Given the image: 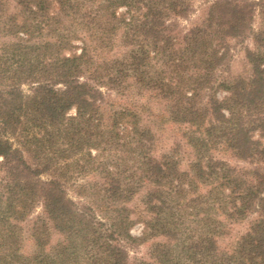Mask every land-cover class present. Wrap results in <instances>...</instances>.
I'll list each match as a JSON object with an SVG mask.
<instances>
[{"label": "trees", "instance_id": "obj_1", "mask_svg": "<svg viewBox=\"0 0 264 264\" xmlns=\"http://www.w3.org/2000/svg\"><path fill=\"white\" fill-rule=\"evenodd\" d=\"M0 39V264H264V0H0Z\"/></svg>", "mask_w": 264, "mask_h": 264}, {"label": "rangeland", "instance_id": "obj_2", "mask_svg": "<svg viewBox=\"0 0 264 264\" xmlns=\"http://www.w3.org/2000/svg\"><path fill=\"white\" fill-rule=\"evenodd\" d=\"M196 12L193 14L192 21H197L203 17L202 8H200L199 4L197 5ZM190 24V22H189ZM9 39H0V45L7 42ZM232 52H231V62H230V68L229 72L227 73V76L229 77H249L251 75V66L249 65L247 58H246V50L248 49H254L255 46L253 44V41L251 39H248L244 42L241 41H233L231 43ZM155 104V103H153ZM155 108L157 110L161 109L160 104H155ZM147 126H151L154 132L157 135V149L155 152V155L157 157H160L170 151L172 146H174L175 142L180 141V138L177 136L176 129L177 126H168L164 122H161L160 119H150L144 122ZM182 156H183V164L182 168L186 169L187 165L189 163V160L191 159V154L187 149H183ZM241 167H247L252 168V165L247 163H241ZM142 195L137 197L135 201L133 202V208L136 209V213L134 215V219L137 220V223L134 225L132 233L136 236H139L142 234V231L144 229V224L142 222L144 218L143 209L144 204L141 201ZM38 216H43V210L42 208H38L35 212V214L26 222L23 224L24 228V237H25V243L23 247V252L27 255H31L35 252L36 246L33 242V239L31 238V228L33 221L36 220ZM233 227L231 230H229V233L227 236L222 238L220 242V246L224 248L225 246H228L230 243H232L237 237L245 233L246 231V224L245 223H236L232 225ZM62 238L52 229V241L51 246H54L57 242H59ZM161 239H156L154 241L149 242L148 244H145L141 246L140 248L133 250L131 252V261H134L137 258H148V254L150 251V248L153 244V242L160 241Z\"/></svg>", "mask_w": 264, "mask_h": 264}]
</instances>
